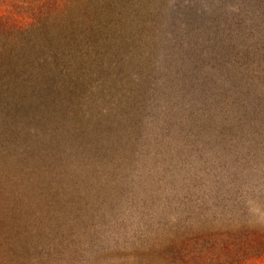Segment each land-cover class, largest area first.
I'll return each instance as SVG.
<instances>
[{
  "label": "trees",
  "instance_id": "16d2710c",
  "mask_svg": "<svg viewBox=\"0 0 264 264\" xmlns=\"http://www.w3.org/2000/svg\"><path fill=\"white\" fill-rule=\"evenodd\" d=\"M0 1L11 3L8 13L0 16V264H247L264 257V227L255 221L251 204L264 197L258 189L264 179V153H259L258 141H234L235 149L242 150L234 161V181H240L234 193L248 202L234 207V217H202L189 227L179 219L165 221L164 203L156 199L137 200L127 205L124 215L107 216L90 209L74 190V180L83 183L80 166L64 154L53 130L55 120L69 112L59 107L49 110L42 97L46 93L58 99L64 86L72 88L69 80H78L81 86L94 83L82 87L85 99H98L100 94L111 105L120 104L130 91L116 88L119 78L132 83L131 73L141 60L136 54L144 52L145 59L154 55L143 44L160 38L171 53L184 45L182 64L174 55L175 62L155 52L162 68L172 65L188 76L192 73V78L210 71L209 82L199 83L200 88H213L212 84L234 89L232 95L191 94L188 101L216 97L221 104L245 102L241 82L264 91V0ZM138 9L146 10V15L136 20L143 21L135 23L134 44H130L133 36L126 43L113 23L122 17L132 21ZM211 46L219 51L210 52ZM130 54L134 57L126 60ZM103 74L108 75L106 81ZM173 79L180 83L178 75ZM169 95L161 112L188 118L175 110L184 103L186 91L173 87ZM206 110L207 104L200 113L209 116ZM195 112L190 114L194 123ZM235 113L234 132L240 136L247 132L237 130L243 116L261 118L264 124L263 104ZM252 129L251 125L249 133ZM84 137L69 139V153L79 161L92 146L76 154ZM249 138H254L253 131ZM23 153V163L9 161ZM112 218L121 223L119 232L112 228ZM100 236L113 244L99 247Z\"/></svg>",
  "mask_w": 264,
  "mask_h": 264
},
{
  "label": "rangeland",
  "instance_id": "374dc122",
  "mask_svg": "<svg viewBox=\"0 0 264 264\" xmlns=\"http://www.w3.org/2000/svg\"><path fill=\"white\" fill-rule=\"evenodd\" d=\"M10 7V1H0V16L7 14ZM145 15L146 10L138 9L137 18L132 21L118 18L113 23V29L121 33L120 36L126 43L129 37L133 36L130 44H134L133 39L137 35L135 23L138 25L143 21L136 20ZM110 31H106L107 36H110ZM164 31V35H170L167 30ZM151 39L143 44L147 46H142L151 50L150 53L153 52L154 55L145 59L147 54L144 52L136 54L141 60L138 68L131 73L132 83L119 78L120 85L116 88L130 91L128 99H122L120 104L111 105L109 100L100 94L97 98L101 101L96 98L85 99L86 91L82 87H91L94 83L86 82L81 86L78 80H69L68 85L72 88L64 86L57 94L58 99L42 93L49 110L59 107L70 114L59 121L55 120L56 126L53 130L63 144L61 149L64 154L80 166L78 177L83 183L74 180V190L81 195L80 199L88 203V207L90 205V209L100 214L105 211L107 216L112 213V217L117 213L124 215L128 204H136L137 200L141 199L160 200L164 203L165 221L179 219L181 224L187 222L189 227L191 223H195L193 220L200 221L202 217H209L211 220L217 216L234 217V207L248 204L246 199L238 198L234 193V187L240 182L234 181V161L237 160V152L242 151L240 148L235 149L234 141L242 138L258 141L259 153H264V124L259 120L261 118L243 116L237 130L245 129L247 132L240 136L238 131L234 132L238 119L235 112L260 108L264 105V91L249 82H241L245 102L237 103L232 100L221 104L216 97L207 102L188 101V95L191 94L204 91L211 97L217 93L232 95L234 89L228 91L227 88L214 87L212 84L213 88H200L199 83L209 82L207 73H211L210 71H205L201 77L192 78V73L188 76L185 70L171 68L172 65L165 67V70L160 66V55L155 52L163 53L162 56L168 60L172 58L173 62L174 55L180 59L179 64H182L181 49L184 45L178 46V51L171 53L162 39ZM128 46L126 44V47ZM123 47L125 48V45ZM209 51L215 54L219 49L217 46H211ZM133 57L134 55L130 54L126 60ZM186 58L187 53L183 60ZM173 75L179 76V84L173 82ZM98 76L101 79L100 75ZM103 78L106 81L108 75L103 74ZM173 87H182L183 91H186L184 103L178 105L175 110H181V114L182 111L189 114L188 118L173 114L170 118L161 112ZM236 93L241 94V91L237 90ZM206 104V111L211 113L209 116L204 112L200 113L204 111ZM191 112L196 113V123L193 122L194 118L190 117ZM10 121L8 120L9 123ZM251 125L253 139L249 138L252 134V131L249 133ZM68 128L74 131L69 133L71 129ZM81 135L87 137H84L76 154H80L83 147L90 144L92 146L87 156L79 161L69 153L68 144L71 136ZM241 143L242 140L239 144L243 146ZM11 154L16 156L17 148L13 149ZM89 154L91 156L88 159ZM24 158L25 153L9 161L23 163ZM263 185L264 179L258 186V189H262L260 195L264 194ZM251 204L255 221L260 223L259 227H264V197ZM188 219L189 221H186ZM112 221V228L119 232L122 229L121 223L113 218ZM209 223L212 222H204L205 225ZM98 244L99 247H106L112 245L113 240L100 236ZM89 254L90 252L86 258ZM247 264H264V257Z\"/></svg>",
  "mask_w": 264,
  "mask_h": 264
}]
</instances>
